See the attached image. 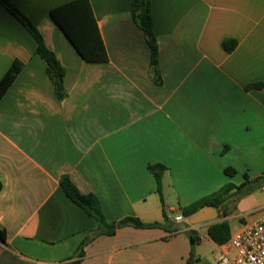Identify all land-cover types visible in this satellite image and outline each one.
<instances>
[{"label": "crops", "instance_id": "1", "mask_svg": "<svg viewBox=\"0 0 264 264\" xmlns=\"http://www.w3.org/2000/svg\"><path fill=\"white\" fill-rule=\"evenodd\" d=\"M11 1L65 67L67 97L57 98L36 40L0 3V80L23 63L0 100V264H218L230 239L215 242L209 228L227 221L232 237L264 214L248 221L241 211L264 191V87L248 88L264 83V0H152L160 82L134 0H90L106 63L83 59L51 18L71 0ZM225 40L237 42L233 51ZM156 164L167 168L161 195L148 169ZM64 175L96 196L108 224L165 227L100 233L63 192ZM244 183L227 217L223 208L200 223L190 220L207 207L183 214Z\"/></svg>", "mask_w": 264, "mask_h": 264}, {"label": "trees", "instance_id": "2", "mask_svg": "<svg viewBox=\"0 0 264 264\" xmlns=\"http://www.w3.org/2000/svg\"><path fill=\"white\" fill-rule=\"evenodd\" d=\"M152 0H134L131 6V12L136 24L142 29L145 39L151 50V65L152 73L156 82H160V75L158 71V44L154 29V20L151 10ZM0 3L10 12L34 37L38 44L37 54L46 64V72L52 81L55 89V94L59 100L67 97L65 87L66 69L56 57L55 53L50 50L45 42L44 36L37 27V25L30 19V17L23 12L11 0H0ZM50 16L56 25L63 31L68 40L76 48L78 53L87 62L92 63H106L108 62V53L102 40L97 20L90 0H71L62 4L50 11ZM237 42L234 40H225L223 47L227 52L235 49ZM23 68V63L15 61L5 76L0 80V100L6 94L10 86L13 84L18 74ZM264 87V83L252 84L248 88L259 89ZM149 171L154 175L158 184V192L162 194V178L167 170L164 165L156 164L148 167ZM225 172L233 176L236 174L234 168H227ZM247 178V176H246ZM259 181L263 182L264 177ZM246 183L240 187L226 186L217 193L203 198L190 206L183 209L185 216H192L201 209L211 206L216 210L224 209L222 217H227L230 212L226 209L227 201L232 197V191L238 190L244 193L246 190ZM61 188L66 196L76 205L84 209V211L96 220L99 226V232L102 234L113 235L118 228L124 226H135L139 228H164L165 223H144L140 219L128 217L119 222L108 224L99 206V200L93 194L82 193L77 186L72 182L68 175H64L61 179ZM2 185L0 184V190ZM165 220H168L167 213H164ZM209 233L212 239L223 244L231 237L230 226L227 221L212 225L209 228ZM0 241L6 243V230L0 226ZM87 241L83 242L78 250L79 257L84 255V247ZM79 260L72 264H78Z\"/></svg>", "mask_w": 264, "mask_h": 264}, {"label": "built area", "instance_id": "3", "mask_svg": "<svg viewBox=\"0 0 264 264\" xmlns=\"http://www.w3.org/2000/svg\"><path fill=\"white\" fill-rule=\"evenodd\" d=\"M183 219L182 215L175 218L177 222ZM217 263L264 264V214L258 222L246 225L223 245Z\"/></svg>", "mask_w": 264, "mask_h": 264}, {"label": "rangeland", "instance_id": "4", "mask_svg": "<svg viewBox=\"0 0 264 264\" xmlns=\"http://www.w3.org/2000/svg\"><path fill=\"white\" fill-rule=\"evenodd\" d=\"M244 177H242L243 179ZM245 181V180H244ZM241 183V182H240ZM240 186L241 184H237ZM258 192V197H256V200H251L247 201L243 206H241V211L244 209L245 211H250L248 212V216H246V219L248 221H254L256 220L260 213L264 211V191H257ZM242 192H239L238 190L234 191V194L232 197L227 201V205L229 208H233V205L237 207L238 205V199L241 197ZM177 208V205H176ZM257 209V210H255ZM175 213H172V216H175ZM235 222V220H232V223Z\"/></svg>", "mask_w": 264, "mask_h": 264}, {"label": "water", "instance_id": "5", "mask_svg": "<svg viewBox=\"0 0 264 264\" xmlns=\"http://www.w3.org/2000/svg\"><path fill=\"white\" fill-rule=\"evenodd\" d=\"M208 211L213 212V217L215 216V209L213 207L209 206V207H207V209L205 210V212H201V213L197 214L190 221L192 223H200V222L205 221L207 219L213 218L212 216H210V214L208 213Z\"/></svg>", "mask_w": 264, "mask_h": 264}]
</instances>
